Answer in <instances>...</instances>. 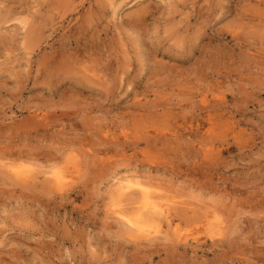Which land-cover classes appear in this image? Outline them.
<instances>
[{
    "label": "rangeland",
    "instance_id": "rangeland-1",
    "mask_svg": "<svg viewBox=\"0 0 264 264\" xmlns=\"http://www.w3.org/2000/svg\"><path fill=\"white\" fill-rule=\"evenodd\" d=\"M1 157L71 184L0 183V264H264V0H0ZM118 173L178 200L185 240L123 234ZM207 221L228 228L211 237Z\"/></svg>",
    "mask_w": 264,
    "mask_h": 264
},
{
    "label": "bare ground",
    "instance_id": "bare-ground-1",
    "mask_svg": "<svg viewBox=\"0 0 264 264\" xmlns=\"http://www.w3.org/2000/svg\"><path fill=\"white\" fill-rule=\"evenodd\" d=\"M36 33H38V32H36ZM32 35H34L35 36V32H33L32 33ZM32 35L30 36V37H32ZM141 51V50H140ZM143 51V50H142ZM141 51V53H143ZM145 53V52H144ZM142 56H144L143 54H142ZM141 57V56H140ZM145 57V56H144ZM147 58H148V56H146ZM145 57V58H146ZM64 58H66V57H64ZM143 57H141L140 59H142ZM145 58H144V60H145ZM62 59V58H61ZM61 59H59V60H61ZM143 60V61H144ZM64 61V60H63ZM61 62H62V60H61ZM65 62H66V60H65ZM64 62V63H65ZM145 62V61H144ZM68 63V61L65 63V64H67ZM78 63V62H77ZM83 63V62H82ZM62 64H63V62H62ZM64 64V65H65ZM84 64V63H83ZM64 65H63V67L62 68H64ZM68 65V64H67ZM79 65L81 66V64L79 63ZM83 66V65H82ZM86 67V66H85ZM85 67H83V68H85ZM65 68H66V66H65ZM64 68V69H65ZM69 68H71V67H69ZM92 67H90V69H91ZM52 69V68H51ZM56 70L57 68H53V70ZM64 69H63V71H64ZM82 69V68H81ZM58 70V69H57ZM59 70H61V69H59ZM59 70H58V72H55V76H57V74H59L60 72H59ZM66 70H67V68H66ZM75 70V68H73V71ZM72 71V70H71ZM76 71V70H75ZM87 71H88V69H87ZM89 71H91V70H89ZM93 71V70H92ZM49 72V71H48ZM96 72H98V71H96ZM100 73H101V71H99ZM77 73V72H76ZM79 73V72H78ZM110 73V72H109ZM50 74H52V73H50ZM53 74H54V71H53ZM62 74V73H61ZM98 74V73H97ZM96 74V75H97ZM103 74V73H102ZM48 75H49V73H48ZM79 75V74H78ZM110 75V74H109ZM59 76H60V74H59ZM80 76H82V75H80ZM95 76V75H94ZM54 77V76H53ZM83 78H84V76H82ZM89 77V76H88ZM49 78H51V77H49ZM81 78V77H80ZM83 78H81L82 80H83ZM100 78V77H99ZM103 78V76L101 77V79ZM56 79V78H55ZM80 79V80H81ZM77 79H75V81H76ZM104 80V79H103ZM112 80H114V79H112ZM79 81V80H78ZM78 81H76V82H78ZM85 81H86V78H85ZM92 83L90 80H88V81H86V83ZM110 82H108L105 86H104V88H105V90L108 88L107 87V85L109 84ZM52 85V84H51ZM74 85H76V84H74ZM79 85V84H78ZM77 85V86H78ZM97 85V84H96ZM110 85V84H109ZM53 86V85H52ZM80 86V85H79ZM79 86H78V88H79ZM100 86V85H99ZM110 88L112 89V84L110 85ZM109 88V90L107 89L106 91H110L111 89ZM113 88H114V85H113ZM65 113V112H64ZM68 113V112H67ZM66 113V114H67ZM72 113V112H71ZM63 114V113H62ZM62 114H60V116L62 115ZM65 114V116L67 117L68 115H66ZM209 114H210V112H209ZM213 114V113H212ZM215 115V114H214ZM69 117H71L70 115H69ZM69 117H67V119L69 118ZM205 117H207L206 115H205ZM214 117V116H213ZM46 118V117H45ZM72 118V117H71ZM44 118H42V120H43ZM46 120V119H45ZM69 120V119H68ZM209 120V119H208ZM212 120V119H211ZM40 121V120H39ZM29 122V121H28ZM28 122L26 123V124H28ZM50 122V121H49ZM208 122V121H207ZM40 123V122H39ZM40 124H42V123H40ZM47 124H49L48 122H47ZM149 124H151V122L149 123ZM200 124V123H199ZM214 122H212V125L214 126ZM29 125V124H28ZM190 125V124H189ZM201 125H202V123H201ZM36 126H38V125H36ZM147 126H149V125H147ZM146 126V127H147ZM197 126H198V124H197ZM207 126H208V124H207ZM198 127H200V126H198ZM201 127H204V126H201ZM208 127H210V128H212L211 126H208ZM148 128V127H147ZM151 128V127H150ZM197 128V127H196ZM210 128H207V130H206V132L207 131H211V129ZM216 128V127H215ZM28 129V128H27ZM152 129V128H151ZM191 129V128H190ZM198 129V128H197ZM197 129H196V131H197ZM200 129V128H199ZM202 130H203V128H201ZM210 129V130H209ZM220 129V128H219ZM219 129H217V130H219ZM194 130V132H196L195 131V129H193ZM202 130H201V132H202ZM215 130V129H214ZM216 130V131H217ZM156 131H159L158 129L156 130ZM155 131V132H156ZM191 131V130H190ZM216 131H215V133H216ZM155 132H154V134H155ZM165 132V131H164ZM198 132V131H197ZM175 133V132H174ZM212 133H213V128H212ZM215 133H213V135L215 134ZM156 134H157V132H156ZM155 134V135H156ZM161 134V133H160ZM167 134V133H166ZM209 134V133H208ZM211 134V133H210ZM225 134V133H224ZM147 135V134H146ZM158 135V134H157ZM172 135V134H171ZM199 135V134H198ZM201 136H202V133L200 134ZM207 135V134H206ZM213 135L212 136H210V135H207V137L208 138H210V137H212L213 138ZM149 136V135H148ZM175 136H177V134L175 133V135L174 136H172L174 139H175ZM194 136H195V133H194ZM203 136H204V133H203ZM220 136V135H219ZM222 136V135H221ZM128 137V136H127ZM167 137V135L166 136H164V138H166ZM206 137V138H207ZM224 136H222V138H223ZM226 137V136H225ZM148 138V137H147ZM159 138H161L160 136H159ZM163 138V137H162ZM203 138H205V137H203ZM205 138V139H206ZM116 139V138H115ZM150 138H148V139H146L147 141H150L149 140ZM152 139V138H151ZM153 139H155V138H153ZM193 139H195V137H193ZM199 139H200V137H199ZM218 140V138H215L214 139V141L215 140ZM219 139H221V137L219 138ZM157 140V139H156ZM201 141H203L202 140V138L200 139ZM200 140H199V142H200ZM207 140H209V139H206V140H204L202 143L203 144H205L206 142L205 141H207ZM211 140V139H210ZM71 141V140H70ZM79 141V140H78ZM109 141V140H108ZM110 141H115V140H110ZM109 141V142H110ZM153 141V140H152ZM155 141V140H154ZM214 141H213V143H214ZM66 142H68V141H65L64 143L66 144ZM117 142V141H116ZM129 142V141H128ZM165 142V141H164ZM74 143V142H73ZM111 143V142H110ZM118 143H119V141L117 142V144L115 143H112V144H114V145H118ZM149 143V142H148ZM71 144H72V141H71ZM75 144V143H74ZM74 144H72V146H74ZM85 144H86V142H85ZM88 144V143H87ZM86 144V145H87ZM164 144V143H163ZM210 144V143H209ZM212 144V143H211ZM83 145H84V143H83ZM82 144H81V146H83ZM84 146L83 148L82 147H80V143H79V147L81 148V152H82V154H83V152H85L84 153V157H83V159L87 156V158L89 157V153L91 152V151H89V150H85V147H87V146ZM113 145V146H114ZM119 145H121L122 146V143L121 144H119ZM119 145H118V147H119ZM208 145V144H207ZM213 145V144H212ZM215 145V144H214ZM120 146V147H121ZM206 146V145H205ZM65 147H67V146H65ZM62 148L64 151H68V149L67 150H65L66 148ZM115 147H117V146H115ZM117 147V148H118ZM207 147V146H206ZM209 147V149H212V151H213V148H210L211 146L209 145L208 146ZM213 147H215V146H213ZM73 148V147H72ZM80 148H78V150L77 151H79V149ZM87 148H89V147H87ZM123 148L124 147H122V150H123ZM147 148H149V146L147 145ZM150 148H151V146H150ZM61 149V148H60ZM62 149L61 150H57V151H59V153H60V155H62V154H64L65 155V157H67L68 156V154H67V156H66V152H63L62 153ZM90 149V148H89ZM101 149V148H100ZM105 149V148H104ZM108 149V148H107ZM119 149V148H118ZM208 149V148H207ZM71 150H74V148L73 149H71L70 148V150H69V152L71 151ZM76 150V149H75ZM85 150V151H84ZM116 150V149H115ZM119 150H121V149H119ZM125 150V149H124ZM215 151H216V149H214ZM7 151V150H6ZM18 151V150H17ZM55 151H56V149H55ZM55 151H54V153H55ZM61 151V152H60ZM89 153H88V152ZM100 150L98 149V151H96L97 153L99 152ZM107 151V150H106ZM110 151V150H109ZM109 151H107V152H109ZM206 151V150H205ZM209 151V150H208ZM212 151L210 150V152L212 153ZM3 151H1V153H2ZM7 152H9V151H7ZM7 152H6V154H4V155H7ZM15 150H14V152H12L14 155H17V154H15ZM24 152V151H23ZM30 152V151H29ZM28 152V153H29ZM39 152V151H38ZM38 152H37V154H38ZM41 152V151H40ZM47 154L48 155H50V153L52 152H50V151H48L47 150ZM50 152V153H49ZM75 152V151H74ZM73 152V153H74ZM93 152V151H92ZM92 152H91V154H92ZM95 152V151H94ZM114 152H116V151H114ZM120 152V151H119ZM10 153L11 152H9L8 153V155H9V157H11L10 156ZM24 153H27V152H24ZM42 153V152H41ZM52 153V155L55 157V160H56V156H57V154H59V153ZM62 153V154H61ZM72 153V154H73ZM78 153V152H77ZM77 153H76V155L75 156H77ZM96 153V154H97ZM206 153V152H205ZM209 153V152H208ZM207 153V154H208ZM214 153V152H213ZM213 153H212V155H213ZM20 154V153H19ZM19 154H18V156H19ZM22 154V153H21ZM32 154H34V152L32 151V153L31 154H29L28 156L29 157H32V159L33 158H35L36 156L35 155H32ZM75 154V153H74ZM108 154V153H107ZM121 154H122V152H121ZM218 154H219V152H218ZM31 155V156H30ZM43 155V153L40 155V156H42ZM48 155H46L47 156V158H49V159H47V160H54V158L53 159H50L52 156H48ZM59 155V156H60ZM86 155V156H85ZM93 155L95 156V154L93 153ZM99 155V154H98ZM106 155V154H105ZM109 155H110V152H109ZM123 155V154H122ZM209 155V154H208ZM211 155V154H210ZM211 155V156H212ZM216 155V154H215ZM23 156V155H22ZM35 156V157H34ZM39 156V155H38ZM37 156V157H38ZM58 156V157H59ZM63 156V155H62ZM61 156V157H62ZM79 156V155H78ZM78 156H77V158H78ZM92 155H90V157H91ZM97 156V155H96ZM95 156V157H96ZM100 156V155H99ZM104 156V155H103ZM211 156H209V158L211 157ZM2 157H3V155H2ZM2 157H1V160L0 161H2V162H0V183L1 184H5L6 185V187L8 186H13V188H14V186H17L18 184H20V183H23V184H21V185H25V186H28V185H31L33 188H35L36 186L37 187H40L41 189L43 188V190L44 191H46V195H47V192L50 194V193H54V191H64V189H66L67 187H68V184L70 185L71 183L69 182V180H68V176L62 171V170H60V169H58V168H56L55 167V165H53V164H49V169L48 170H46L47 168H45V167H40L41 166V164H40V168L41 169H39V168H37L38 167V165H34V163H30V164H28L27 162H25L24 160H22V158L20 157V159H21V161H6V160H8V158H6V157H4L3 159H2ZM13 157V156H12ZM24 157V156H23ZM90 157H89V159H90ZM98 157V156H97ZM96 157V158H97ZM101 158L100 159H103V161L102 160H100V163H101V161H102V163H101V166L103 167H105V166H109V163L107 164V165H104L105 164V158L107 157H103L102 158V155L100 156ZM213 157H214V155H213ZM213 157H211V158H213ZM5 158H6V160H5ZM25 158V157H24ZM40 157H38V158H36V159H38V161L39 160H41V159H39ZM95 161H96V159L94 158V157H92ZM110 158V157H109ZM10 160H12L11 158H9ZM26 159V158H25ZM35 159V160H36ZM61 159V158H60ZM63 159H64V157H63ZM82 159V160H83ZM5 160V161H4ZM27 160V159H26ZM30 160V159H29ZM59 160V158L57 159V161ZM67 160H68V157H67ZM76 160H78V159H76ZM85 160L87 161V162H84V165L86 166V164L88 163V160L85 158ZM84 160V161H85ZM92 160V159H91ZM31 161V160H30ZM45 160H43V162H44ZM61 161V160H60ZM109 161V160H108ZM107 161V162H108ZM112 161V160H111ZM32 162H34V161H32ZM37 162V161H36ZM36 162H35V164H36ZM41 162V161H40ZM52 162H54V161H52ZM66 162V161H65ZM69 162V161H68ZM76 162V161H75ZM97 162V161H96ZM106 162V163H107ZM114 162L115 161H113V164H114ZM45 163V162H44ZM56 163V162H55ZM59 163L60 162H58L57 164V166H59ZM71 163V162H70ZM81 163V162H80ZM89 163H90V161H89ZM88 163V167H89V164ZM94 163V162H93ZM98 163V162H97ZM97 163H94L95 165H97ZM100 163H98V166H99V164ZM117 163H119V162H117ZM117 163H116V165H117ZM45 164H47L48 165V163H45ZM120 165H121V163H119ZM27 165H30V166H27ZM44 165V164H43ZM75 165H77V163L75 164ZM115 165V166H116ZM120 165H118V166H120ZM126 165V164H125ZM45 166V165H44ZM78 166V165H77ZM91 166V165H90ZM92 166H94L93 164H92ZM111 166H112V162H111ZM114 166V165H113ZM126 166H129V164L128 165H126ZM125 166V167H126ZM131 166V165H130ZM88 167H86L87 169H88ZM149 166H147V168H148ZM151 167V166H150ZM45 168V170H42V169H44ZM60 168H61V166H60ZM80 168V167H79ZM91 167H89V169H90ZM108 168V167H107ZM110 168H112V167H109V169ZM129 168V167H128ZM134 168V170H135V167H133ZM145 168H146V166H145ZM144 167H143V170L145 171V173L147 172L146 171V169H145ZM62 169V168H61ZM78 169V168H77ZM76 169V170H77ZM88 169V170H89ZM126 169V168H125ZM112 170H116V169H113L112 168ZM130 170H133V169H130ZM133 170V171H134ZM137 170V169H136ZM142 170V169H141ZM143 170H142V172H143ZM84 171V170H83ZM121 171V170H120ZM123 171H125V170H123ZM126 171H128V170H126ZM125 171V172H126ZM132 171V172H133ZM171 171V170H170ZM75 172V171H74ZM132 172H130L131 174H132ZM136 172V171H135ZM127 173V172H126ZM145 173L143 174L144 176H145ZM147 173H150V172H147ZM111 174L113 175L114 173L113 172H111ZM110 174V175H111ZM117 173L115 172V175H116ZM139 174V173H138ZM137 174V175H138ZM173 174H175V173H173ZM114 175V176H115ZM118 175H119V173H118ZM120 176V175H119ZM138 176H141V175H138ZM146 176H148L147 174H146ZM145 176V177H146ZM149 176H152L151 174L149 175ZM175 176H177V174L175 175ZM116 177H118V176H116ZM152 177H154V176H152ZM80 179H81V177H80ZM113 179H115V178H113ZM112 179V180H113ZM153 179H155V177L153 178ZM41 180V182L40 183H38L39 181ZM70 180H72V179H70ZM74 180V179H73ZM176 180H179V178H177ZM38 181V182H37ZM114 181H116V180H114ZM149 181V180H148ZM154 181V180H153ZM183 181V180H182ZM113 182V181H112ZM178 182V181H177ZM38 184H40V185H38ZM75 183H73V185H74ZM114 184V186L112 187V184H110L111 185V188H114V189H112V191H114V195L112 196V195H109L110 197L112 196V197H114V196H117L118 198H122V197H125V198H128L127 200L128 201H126L125 203H127V202H129V208H124L123 206H126V205H123L122 206V204H124L122 201V204L120 203V202H115L114 203V208H112V213L116 216V218L121 222V224H119V225H122V227H120V228H123L124 229V231H123V234L124 233H126L125 235H129V236H131V237H133V238H144V239H149V238H154V237H156V236H158L159 237V235H161V234H163V235H165V232H167V230L168 231H170V232H172L173 234H174V236L175 237H172V238H174L175 240H176V238L177 239H180V240H185L184 238L185 237H187V235H186V233H183L184 231L181 229V228H179L175 223L176 222H174V219H173V209H175V206L174 205H178V200H177V204L175 203V201L174 200H172V199H168L167 198V200H166V197H165V200L163 199L164 197V195H165V193H162L163 191V188H160L159 187V185L160 184H158L157 185V182H156V185L155 184H153V183H145V180H140L139 179V177H137L136 175H130V176H123V175H121L120 177H118L117 178V181L116 182H114L113 183ZM109 185V186H110ZM35 186V187H34ZM177 186V185H176ZM190 186H192L191 184H190ZM190 186H189V189H190ZM195 186H196V184H195ZM23 187V186H22ZM165 187H166V189L168 190V192H172L171 190H169L167 187L168 186H166V184H165ZM170 187V186H169ZM194 185L192 186V189H191V191L192 190H194ZM19 188V187H18ZM31 188V187H30ZM27 189L28 191H30V190H32V189ZM172 188H174V187H171V189ZM198 188V187H197ZM199 188H201V187H199ZM9 189V188H8ZM21 189V188H20ZM39 189V188H38ZM40 189V190H41ZM109 189H110V187H109ZM23 190V189H22ZM35 190V189H34ZM33 190V191H34ZM39 190V191H40ZM195 190H197V189H195ZM13 191V190H12ZM11 191V193H13V192H15V191H13L12 192ZM33 191H31V192H33ZM42 191V190H41ZM41 191H40V193H41ZM160 191H162V192H160ZM175 192H177L176 190H174ZM198 191H200V189L198 190ZM6 192V191H5ZM8 192V191H7ZM17 192V191H16ZM15 192V193H16ZM111 192V191H110ZM3 193V192H2ZM8 193H10V192H8ZM26 193V192H25ZM37 193V192H36ZM109 193V192H108ZM161 193V194H160ZM4 194V193H3ZM110 194H112V193H110ZM162 194H163V196H162ZM172 194H173V192H172ZM17 195V194H16ZM22 195V194H21ZM25 195V194H24ZM37 195V194H36ZM108 195V194H107ZM167 195V194H166ZM173 195H175V194H173ZM3 196H5V194L3 195ZM11 196V195H10ZM15 196V195H14ZM18 197H19V195H17ZM49 196V195H48ZM6 197H7V195H6ZM109 197V198H110ZM177 197L178 196H175L174 198L175 199H177ZM180 197V196H179ZM1 198H2V194H1ZM36 198V197H35ZM115 198V197H114ZM125 198H123V199H125ZM172 198V197H171ZM2 199H4V197L2 198ZM21 199H23L22 197H21ZM111 199V198H110ZM117 199V198H116ZM115 199V200H116ZM179 199V198H178ZM9 200H11V199H9ZM28 200H29V197H28ZM120 200H122V199H120ZM15 201V200H14ZM117 201V200H116ZM125 201V200H124ZM180 201V200H179ZM181 202V201H180ZM36 203V202H35ZM182 203V202H181ZM19 204L21 205V203L19 202ZM25 204H27V203H25ZM128 204V203H127ZM174 204V205H173ZM185 205L186 204H188V203H184ZM128 206V205H127ZM174 206V208H172ZM177 207V206H176ZM212 210V209H211ZM176 211H178L177 210V208H176ZM179 212H180V210H179ZM178 212V213H179ZM183 212V211H182ZM182 212H181V214H182ZM211 213H214L213 211H210ZM177 213V212H176ZM177 213V215H179ZM184 213V212H183ZM209 213V212H208ZM210 213V214H211ZM176 215V216H177ZM179 217H180V215H179ZM211 217V216H210ZM257 217H259L260 218V216H257ZM176 218V217H175ZM220 219V218H219ZM254 219H256V218H254ZM117 220V221H118ZM222 220V219H221ZM175 221H177V220H175ZM248 221H249V219H248ZM214 222L215 221H207L206 222V224H204L205 225V229H206V231H208V233L211 235V237H213V236H215V235H221L222 233H223V230H225L226 229V227L228 228V226H227V222L225 223L224 221H222V222H224L225 223V225H226V227L224 226V224H222V222L220 223L219 222V224H222L223 225V227H220L219 226V228H218V226H215L214 225ZM232 223V222H231ZM230 222H229V227L230 226H232V224L233 225H235L234 223H232L231 224ZM235 223H236V221H235ZM237 224V223H236ZM180 226V225H179ZM237 226V225H236ZM164 227H166V228H164ZM181 227V226H180ZM225 227V229H223ZM119 228V230H123V229H120ZM241 228V227H240ZM240 228H238L239 230H240ZM256 228V227H255ZM166 231H165V230ZM232 228H229V230H231ZM237 229V227H236V231L238 230ZM251 229H252V227H251ZM254 229V228H253ZM252 229V231H254ZM242 230H244V229H242L241 228V232H242ZM249 230V229H248ZM228 231V230H227ZM232 231H234L233 229L231 230V233H232ZM122 232V231H121ZM238 232V231H237ZM230 232H227V234H229ZM171 234V233H170ZM227 234L226 235H222V236H227ZM234 234H236V233H234ZM233 234V235H234ZM168 235V234H167ZM166 236V235H165ZM169 236V235H168ZM158 237H156V238H158ZM167 237V236H166ZM230 237H232L231 235H230ZM160 238V237H159ZM168 238V237H167ZM151 240V239H150ZM170 240V239H169ZM177 241V240H176ZM175 241V242H176ZM178 242V241H177Z\"/></svg>",
    "mask_w": 264,
    "mask_h": 264
}]
</instances>
